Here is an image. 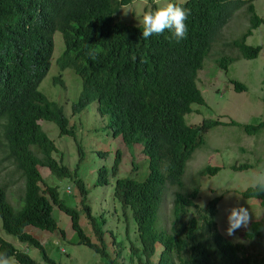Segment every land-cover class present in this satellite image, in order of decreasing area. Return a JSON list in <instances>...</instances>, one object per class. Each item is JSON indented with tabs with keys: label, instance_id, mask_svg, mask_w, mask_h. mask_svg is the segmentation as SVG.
<instances>
[{
	"label": "trees",
	"instance_id": "obj_1",
	"mask_svg": "<svg viewBox=\"0 0 264 264\" xmlns=\"http://www.w3.org/2000/svg\"><path fill=\"white\" fill-rule=\"evenodd\" d=\"M131 1L0 0V119H4V136L24 178L23 204L19 208L11 205L6 184L0 183L1 226L26 246L38 248L47 264H58L44 244L24 229L34 225L65 234L52 214L56 205L70 216L75 242L99 253L107 264H118L121 244L115 242L113 229L105 226L106 217L94 213L82 201L79 208L68 204L57 185L49 184L41 172L45 166L57 176L73 177L78 191L86 195L82 179L72 175L70 168L53 156L57 147L38 122L53 121L60 135L70 134L76 139L75 127L62 106L38 88L50 67L53 33L59 30L64 42L56 59L59 68L70 67L82 78L73 113L96 101L97 110L106 119L103 123L113 137L120 135L129 148L134 143L141 144L146 156V169L139 171L140 179L117 176L112 187V199L122 212L130 211L135 224L140 247L131 245L130 249L138 262L151 264L159 250L156 264H260L264 254L248 253L245 243L232 241L218 230L214 216L223 193L201 206L196 200L197 182L185 192L178 186L184 184L187 161L204 143L205 132L221 123H239L233 118L226 122L216 117L203 118L200 124L186 120L192 103L206 102L197 85L204 59L224 24L241 5L249 14V26L228 43L237 47L239 56L256 57L261 46L245 39L264 19L255 11L253 0H175L171 3L190 9L187 38L177 43L169 39L171 33L165 30L144 39L142 26L114 18L119 8ZM234 59L235 56L220 54L216 65L226 70ZM57 81L63 83L59 75L54 78ZM230 81L236 90L246 87L237 79ZM241 127L248 134L259 133L264 130V119L241 123ZM78 149L81 158L80 143ZM97 152L102 156L108 153ZM120 160L121 151L117 148L110 167L98 169L95 184L109 183L108 173L117 175ZM252 166L247 161L231 164L235 170ZM220 168L221 165L205 164L197 173L214 174ZM168 183L174 185L171 222L169 228H162L156 223ZM262 189L264 182H257L241 189L240 194L256 198L264 207ZM84 217L89 221V230L81 223ZM203 231L207 232L209 242L201 238ZM244 237L259 242L264 238V222L252 221L244 230ZM215 251L219 257L213 255ZM142 254L145 261L141 260ZM9 255L23 264H39L26 250L0 237V261Z\"/></svg>",
	"mask_w": 264,
	"mask_h": 264
},
{
	"label": "rangeland",
	"instance_id": "obj_2",
	"mask_svg": "<svg viewBox=\"0 0 264 264\" xmlns=\"http://www.w3.org/2000/svg\"><path fill=\"white\" fill-rule=\"evenodd\" d=\"M172 1L175 0H132L122 5L115 13L114 18L117 21L138 25L137 18L146 11H153ZM253 3L257 14L264 19V0H253ZM248 17L245 5L240 6L233 11L222 27L220 36L213 42L209 54L204 59V67L198 71L197 85L206 102L203 104L192 103V111L186 114V120L189 123L200 124L203 118L209 117H216L226 122L233 118L239 123H221L205 132L204 143L195 149L187 161L182 176L184 184L175 186L185 192L197 182L199 191L196 200L201 206L213 196L223 193L214 216L218 230L232 241L245 243L248 253L262 256L264 254V238L258 239L259 242L255 238L246 239L244 237L246 228L236 230L231 236L226 234V229L229 227L228 216L232 208L241 206L248 208L252 217L250 223L257 219L264 222V207L259 204L256 198H245L240 194V190L248 185L264 182V130L256 134H248L241 127V123L264 119V83L262 82L264 23L255 28L253 33L245 39L249 44L261 46L256 57H241L238 55L237 47L228 43L238 38L249 26ZM53 40L54 49L50 67L38 88L49 99L62 106L69 123L75 127L76 139L70 134L60 135L58 127L53 121L39 119L38 122L57 147L53 156L58 160L61 159L70 168L72 175L76 174L82 179L87 189L86 195H81L78 191L73 177L57 176L45 166L42 167L41 172L49 184L57 185L60 196L68 204L79 208L82 201L90 205L91 211L97 214L102 213L106 217L105 226L113 229L115 242L121 244L118 264H141L130 249L131 245L140 247L135 224L131 222L130 211L122 212L120 205L112 199V187L117 176H131L137 179L142 177V172L139 173V171L142 168L143 171L146 169V156L142 152V145L134 143L129 148L120 135L114 138L103 123L106 119L97 110L96 101L90 102L81 111L73 113L72 105L81 91L82 78L70 67L59 68L56 59L64 49L62 34L59 30L54 31ZM220 54L235 56L226 70L216 65V59ZM58 75L62 78L63 83L54 82V78ZM230 78L242 82L246 86L245 89H234ZM3 123L4 119H0V183L6 184V195L11 205L19 208L23 204L24 179L13 158L9 156ZM78 142L83 151L81 158ZM117 148L121 151L117 175L108 173L109 183L95 184L98 169L102 166L110 167ZM98 150L108 153L102 156L98 154ZM244 161L253 163V166L243 168V170L231 168L232 163L239 164ZM205 164L221 165V168L214 174H198L197 171ZM138 173L139 175H137ZM173 191V184L165 189L158 209L157 227H170ZM193 213L198 214L195 210ZM52 214L57 219L58 225L64 229L65 234L62 235L58 229L49 231L34 225H27L24 229L31 232L44 244L47 253L58 264H107L99 253L85 244L73 240V230L68 214L56 205H53ZM88 222L87 217L81 218V223L87 230H89ZM0 237L10 241L19 249H26L39 264H47L38 248L26 246V243L19 241L16 236L2 228L1 217ZM201 238L209 242L206 231H203ZM58 241L60 242L57 244ZM210 249L213 250V245L210 246ZM158 252L159 250L154 254L151 264H156ZM213 255L219 257V252L215 251ZM5 260H8L9 264H21L14 256H9ZM141 260L145 261L143 254ZM216 260L219 261L218 258ZM260 264H264V260L260 261Z\"/></svg>",
	"mask_w": 264,
	"mask_h": 264
},
{
	"label": "clouds",
	"instance_id": "obj_3",
	"mask_svg": "<svg viewBox=\"0 0 264 264\" xmlns=\"http://www.w3.org/2000/svg\"><path fill=\"white\" fill-rule=\"evenodd\" d=\"M189 15L190 9L184 8L171 2L167 3L165 6L158 7L153 11H146L142 16L137 18L139 21L138 26H142V38L148 39L153 35H160L165 30H168L171 33L169 39L179 43L180 41L187 38L188 26L186 24V21ZM92 58L94 59L95 57L93 56ZM7 145L9 149V156L13 158L16 165V160L10 153L9 143H7ZM251 219L252 217L248 208H245L243 206L239 208H232L230 211V215L228 216L229 227L226 229V234L231 236L235 233L236 230L241 228H247ZM7 257L0 261V264H9L8 260H5Z\"/></svg>",
	"mask_w": 264,
	"mask_h": 264
}]
</instances>
